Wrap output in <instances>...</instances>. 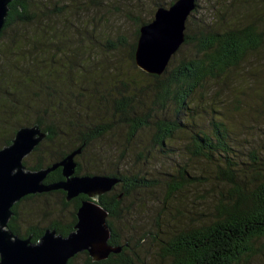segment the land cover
<instances>
[{"label": "trees", "instance_id": "16d2710c", "mask_svg": "<svg viewBox=\"0 0 264 264\" xmlns=\"http://www.w3.org/2000/svg\"><path fill=\"white\" fill-rule=\"evenodd\" d=\"M89 1L72 3L75 10L71 15L77 22L67 16L70 2L9 3L0 33V149L11 144L20 128L37 126L47 137L30 155L32 163L24 159L26 170L47 168L82 148L76 159L87 157L88 165L77 159V176L105 174L120 180L99 203L109 213L108 244L122 251L95 263L81 253L85 264H255L264 246V156L254 149L240 152L231 144L230 129L218 119L210 122V134L184 128L195 95L203 96L201 91L209 83L226 84L230 74L249 59L264 64V0H238L241 6L235 10L227 6L225 23L209 25L188 18L182 46L191 47L190 55L173 66L172 57L160 76L142 72L134 62L139 28L150 21L137 24L127 62L118 66L113 56L127 41L124 37L103 41L95 34L93 23L79 20L78 12L95 6V0ZM235 19H240V25L231 22ZM145 130L151 131L150 146L161 154L167 153L176 135L186 133L188 141L182 151L211 166L209 178L223 187L210 222L186 224L170 211L186 185L203 177L188 176L183 168L155 179L146 173L120 172L117 166L107 170L98 166L93 151L96 143L109 137L130 152ZM144 150L136 154L137 160L147 161L153 155L152 150ZM62 180L58 168L44 183ZM159 189L164 193L165 209H160L164 220H155L151 230L130 224L133 207L135 211L142 208L145 196L155 198L151 192ZM85 199L80 195L67 202L63 191L26 196L11 208L7 227L19 238L31 237L32 243L47 229L68 236ZM23 202H37L42 217L52 220L28 223L37 214V205L26 210L21 208ZM67 208H71L68 218L63 213ZM122 223L128 226L124 231L116 226ZM145 250L148 255L143 254Z\"/></svg>", "mask_w": 264, "mask_h": 264}, {"label": "rangeland", "instance_id": "374dc122", "mask_svg": "<svg viewBox=\"0 0 264 264\" xmlns=\"http://www.w3.org/2000/svg\"><path fill=\"white\" fill-rule=\"evenodd\" d=\"M42 1L47 4L70 2V6L66 9L68 11L67 16L71 20L74 19L73 22H77L75 17L71 15L75 10L72 6L75 0ZM82 1L90 3L89 0ZM170 3L171 0H95L93 8L89 7L87 11H81L78 14L79 20L83 23L95 25V34L103 41L106 39L114 41L118 37L126 39L127 46L121 48L113 56L118 66L121 62L124 66L127 62L129 45L135 39L137 24L146 21L151 22L155 11L160 7L169 8ZM197 4L198 7L189 17V20L193 22L201 20L209 25L225 23L228 20L229 14L224 13L227 6L230 10L239 9L241 6L238 0H197ZM231 22L235 25L241 23L240 19ZM89 25L91 26V24ZM190 50V46H182L180 52L173 56L172 66L177 65L185 56H189ZM201 93L203 96L195 95L197 99L190 106L191 110L187 111L185 118L187 126L184 129L187 131L202 130L210 134V122L213 119H218L228 126L231 131V144L236 145L240 152L246 153L254 149L264 156V64H258L255 59H249L247 63L230 74V79L226 84L209 83ZM150 134V130L143 131L136 140L138 145L131 148L130 152L115 139L108 137L99 141L93 149L95 160L99 162L98 166H101L103 170L117 166L120 172L125 170L131 173H146L148 177L155 179L166 178V174H176L178 170L183 168L188 172V176L203 177L186 185L182 196L173 201L174 207L170 211L172 215L182 217L181 219L186 224L203 225L210 222L213 206L217 203L223 187L217 181L209 178L211 166L206 161L190 158L182 151L184 144L186 145L188 141L186 133L176 135L175 139L169 142L166 154L156 152L155 148L150 146L152 144L150 143ZM117 139L121 142L122 138L118 137ZM144 148V151L152 150L153 157L151 156L147 161L137 160L136 154L143 152ZM122 152L123 155H121ZM25 159L32 163L34 157L29 155ZM77 159L81 164L88 165L87 157ZM95 175L105 176V174ZM151 193H154L155 198L145 196L141 202L142 208L135 211V206L133 207L129 217L130 224H141L146 230H151L155 220L159 221L160 217L164 220V214L161 213L162 210L160 211V209H165L162 208L163 189ZM36 205L37 202H23L21 208L31 210ZM40 207L38 204L37 214L29 219L28 223L38 220H46L48 223L49 220H52V218L42 217ZM70 210L71 208H67L63 211L65 217H69L68 211ZM116 226H120L123 231L128 227L126 223ZM261 244L264 242L261 241ZM259 253L255 259V264H264V246ZM143 254L148 255V250H145ZM85 260V255L80 254L73 264H85Z\"/></svg>", "mask_w": 264, "mask_h": 264}, {"label": "water", "instance_id": "95a60500", "mask_svg": "<svg viewBox=\"0 0 264 264\" xmlns=\"http://www.w3.org/2000/svg\"><path fill=\"white\" fill-rule=\"evenodd\" d=\"M12 0H0V33L8 16ZM197 8V0H177L169 8H158L153 20L139 28L134 52L136 67L142 72L160 76L172 57L185 42L186 22ZM47 137L37 126L22 127L9 146L0 149V264H68L81 253H87L92 262L107 260L119 254L121 247L108 244L111 229L107 224L109 213L100 205L99 198L111 192L120 182L116 177L77 176L78 148L61 161L38 170H26L23 161ZM61 169L62 181L46 184L47 175ZM63 191L70 202L80 195L82 200L76 212L77 222L68 236L47 229L37 243L31 237L19 238L8 229L11 208L29 195Z\"/></svg>", "mask_w": 264, "mask_h": 264}]
</instances>
